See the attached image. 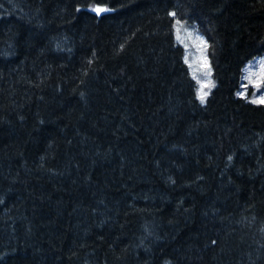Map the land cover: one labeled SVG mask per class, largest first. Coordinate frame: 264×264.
Listing matches in <instances>:
<instances>
[{
	"label": "trees",
	"instance_id": "trees-1",
	"mask_svg": "<svg viewBox=\"0 0 264 264\" xmlns=\"http://www.w3.org/2000/svg\"><path fill=\"white\" fill-rule=\"evenodd\" d=\"M262 56L264 0H0V264H264Z\"/></svg>",
	"mask_w": 264,
	"mask_h": 264
},
{
	"label": "rangeland",
	"instance_id": "rangeland-1",
	"mask_svg": "<svg viewBox=\"0 0 264 264\" xmlns=\"http://www.w3.org/2000/svg\"><path fill=\"white\" fill-rule=\"evenodd\" d=\"M176 32L180 37L178 41L186 51L185 61L197 81L199 97L202 92L209 94L216 85L211 73L206 37L192 25L179 20L176 21ZM257 83L259 88L256 87ZM202 84L206 85L203 89ZM248 90L252 94V97L248 96L249 99L256 102L261 100V95L264 93V56L249 61L245 67L244 84L239 94L247 96Z\"/></svg>",
	"mask_w": 264,
	"mask_h": 264
},
{
	"label": "snow or ice",
	"instance_id": "snow-or-ice-1",
	"mask_svg": "<svg viewBox=\"0 0 264 264\" xmlns=\"http://www.w3.org/2000/svg\"><path fill=\"white\" fill-rule=\"evenodd\" d=\"M94 11H96L97 13H100V12L105 11V9H103V8H96V9H94ZM177 23H179V22H177ZM177 39L179 40L180 37L177 36ZM208 74L210 75V72H209ZM194 78H195V77H194ZM203 87H206V85H203V84H202V85H201V88L203 89ZM256 87L259 88V83L256 84ZM206 95H207V93H204V92L201 93L200 99H201L202 102H203V100H204V98H205ZM253 102L255 103L256 101H253ZM260 102H261V103H264V93H262V95H261V100H260Z\"/></svg>",
	"mask_w": 264,
	"mask_h": 264
}]
</instances>
